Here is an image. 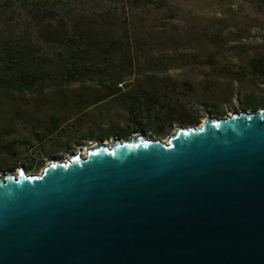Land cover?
I'll use <instances>...</instances> for the list:
<instances>
[{
    "label": "water",
    "instance_id": "obj_1",
    "mask_svg": "<svg viewBox=\"0 0 264 264\" xmlns=\"http://www.w3.org/2000/svg\"><path fill=\"white\" fill-rule=\"evenodd\" d=\"M0 264H264V108L0 173Z\"/></svg>",
    "mask_w": 264,
    "mask_h": 264
},
{
    "label": "rangeland",
    "instance_id": "obj_2",
    "mask_svg": "<svg viewBox=\"0 0 264 264\" xmlns=\"http://www.w3.org/2000/svg\"><path fill=\"white\" fill-rule=\"evenodd\" d=\"M0 1V35L33 24L28 0ZM64 1L81 31L115 43L112 55L106 63L95 57L82 83L43 94L0 92V173L40 174L54 159L86 155L97 141L135 133L167 140L207 118L264 108V0ZM37 32L45 50L61 40L56 24ZM112 73L126 74L118 98L97 103L100 82ZM52 117L60 119L55 133Z\"/></svg>",
    "mask_w": 264,
    "mask_h": 264
},
{
    "label": "trees",
    "instance_id": "obj_3",
    "mask_svg": "<svg viewBox=\"0 0 264 264\" xmlns=\"http://www.w3.org/2000/svg\"><path fill=\"white\" fill-rule=\"evenodd\" d=\"M26 1V0H21ZM32 15V25H19L16 33L0 35V92L4 94H43L47 88L56 89L84 82L85 73L93 71L100 56L106 60L112 55L115 43H101L94 35L79 29V20L70 12L69 3L64 0H28ZM0 1V5H1ZM62 29L61 40L51 50H45L39 42L38 28L45 23ZM55 22V23H54ZM21 26V27H20ZM38 27V28H37ZM128 59H132L131 56ZM132 66V60L130 61ZM125 73H112L101 80L103 93L98 97L102 102L118 98L119 90L125 82ZM144 100L158 104L157 95L146 94ZM124 102V98H122ZM135 100V99H134ZM136 100H140L136 97ZM136 119L132 103H123ZM150 105V106H151ZM172 115V111L170 112ZM49 132H58L60 119H50ZM163 126V125H162ZM40 138V137H39Z\"/></svg>",
    "mask_w": 264,
    "mask_h": 264
},
{
    "label": "bare ground",
    "instance_id": "obj_4",
    "mask_svg": "<svg viewBox=\"0 0 264 264\" xmlns=\"http://www.w3.org/2000/svg\"><path fill=\"white\" fill-rule=\"evenodd\" d=\"M231 114H232V113H231ZM106 141H107V142H110V141H111V139H107ZM94 143H95V142H94Z\"/></svg>",
    "mask_w": 264,
    "mask_h": 264
},
{
    "label": "crops",
    "instance_id": "obj_5",
    "mask_svg": "<svg viewBox=\"0 0 264 264\" xmlns=\"http://www.w3.org/2000/svg\"><path fill=\"white\" fill-rule=\"evenodd\" d=\"M99 103H101V102H99Z\"/></svg>",
    "mask_w": 264,
    "mask_h": 264
}]
</instances>
